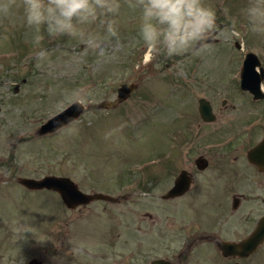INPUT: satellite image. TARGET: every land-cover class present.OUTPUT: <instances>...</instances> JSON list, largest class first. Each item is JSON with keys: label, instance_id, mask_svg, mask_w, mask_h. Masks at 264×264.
<instances>
[{"label": "rangeland", "instance_id": "obj_1", "mask_svg": "<svg viewBox=\"0 0 264 264\" xmlns=\"http://www.w3.org/2000/svg\"><path fill=\"white\" fill-rule=\"evenodd\" d=\"M120 3L114 17L118 38L95 50L78 38L50 37L44 28L36 33L25 22L21 0L9 14H0V264H27L31 258L41 264L174 260L183 238L193 233L190 211L182 226L160 197L166 187L161 160L166 157L175 167L193 154L187 144L183 153L177 151L179 118L196 117L199 97L213 101L215 115L230 105L235 110L257 106L244 107L235 90L244 53L253 52L264 69V35L248 31V0H204L217 16L211 50L159 55L150 63L139 37L140 9ZM233 23L239 35L230 31ZM130 82L135 88L124 101L110 109L97 107ZM76 90L91 92L87 109L55 132L38 135L39 125L70 104ZM44 175L68 177L82 192L113 201L68 209L55 192L28 190L17 182ZM20 221L31 226L25 238L14 231ZM260 251L264 254V246ZM200 255L188 251L181 263L218 264ZM227 264H264V257Z\"/></svg>", "mask_w": 264, "mask_h": 264}, {"label": "flooded vegetation", "instance_id": "obj_2", "mask_svg": "<svg viewBox=\"0 0 264 264\" xmlns=\"http://www.w3.org/2000/svg\"><path fill=\"white\" fill-rule=\"evenodd\" d=\"M241 63L242 60L238 63L235 90L239 97L244 98V107L254 108L257 105L255 109L240 107L235 110V106L230 105L229 111L215 115L213 101L204 98L210 108V119L203 120L200 117L197 105L196 117L193 115L186 121L179 118L182 120V130L177 132V151L181 153L182 146L187 144L193 154L187 163L179 162L175 167H169L171 163L168 158L161 160L160 177L165 179L166 187L160 197L164 209L168 211L170 208L177 223L182 226L186 217L185 211H190L188 218L193 233L192 237L183 238L185 245L174 260L165 256L152 259L162 258L174 264H182V256L194 249L197 250V255L204 253L212 262L218 264L262 260L264 257L260 251L264 246V238L255 250L245 257L223 256L219 249L221 244L244 240L264 216V151L258 163L251 162L247 157L248 151L264 139V97L253 99L249 92L239 88ZM204 80L196 79L197 82ZM226 100L224 97L220 99L222 108L227 106ZM238 141L242 143L237 145ZM181 172L188 181L186 189L179 194L162 197ZM136 186L139 193L144 191L141 182H137ZM105 200L113 201V198ZM204 248L207 250L202 252Z\"/></svg>", "mask_w": 264, "mask_h": 264}, {"label": "clouds", "instance_id": "obj_3", "mask_svg": "<svg viewBox=\"0 0 264 264\" xmlns=\"http://www.w3.org/2000/svg\"><path fill=\"white\" fill-rule=\"evenodd\" d=\"M26 24L50 37L78 38L93 50L103 41L118 38L114 17L120 0H21ZM131 9H140L139 37L145 47V60L159 55H182L190 50L206 52L212 48L211 37L218 30L216 12L204 0H125ZM16 0H0V14H9ZM248 31L264 35V0H248L244 9ZM95 25V29L92 26ZM230 31L239 35L235 23ZM41 37L37 35L36 42ZM47 53L41 51L40 59ZM91 92L76 90L71 102L87 109ZM24 221L16 224L18 237L30 232Z\"/></svg>", "mask_w": 264, "mask_h": 264}, {"label": "water", "instance_id": "obj_4", "mask_svg": "<svg viewBox=\"0 0 264 264\" xmlns=\"http://www.w3.org/2000/svg\"><path fill=\"white\" fill-rule=\"evenodd\" d=\"M264 71L259 64L257 56L253 52H246L243 56L242 63L239 69V88L246 90L252 95L253 99L264 97V91L261 87V80L263 79ZM135 88V84L121 83L116 88L114 99L107 102H101L98 108H114L117 104L124 101ZM197 110L203 120L211 118V112L207 101L204 98L197 100ZM83 109L79 104L71 102L66 107L56 112L43 123L39 125L36 130L38 135L55 132L62 128L69 122L75 120ZM264 151V139L248 151L247 157L253 163H258L262 158ZM17 182L28 190L45 189L55 192L60 198L64 207L73 209L77 206L86 205L92 200H103L109 197L102 193L87 194L78 189L76 184L68 177L44 175L41 178L21 177ZM188 184L187 178L183 176V172L175 178L172 187L162 197H168L179 194L186 189ZM264 238V216L258 221L256 227L252 232L242 241L238 243H224L219 246L223 256H237L245 257L253 252L256 246ZM28 264H39L36 259L29 260ZM146 264H174L162 258H155Z\"/></svg>", "mask_w": 264, "mask_h": 264}]
</instances>
